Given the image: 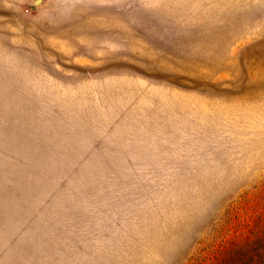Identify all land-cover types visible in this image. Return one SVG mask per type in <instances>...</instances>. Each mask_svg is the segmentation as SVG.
<instances>
[{"label": "rangeland", "instance_id": "obj_1", "mask_svg": "<svg viewBox=\"0 0 264 264\" xmlns=\"http://www.w3.org/2000/svg\"><path fill=\"white\" fill-rule=\"evenodd\" d=\"M0 264H264V0H0Z\"/></svg>", "mask_w": 264, "mask_h": 264}]
</instances>
